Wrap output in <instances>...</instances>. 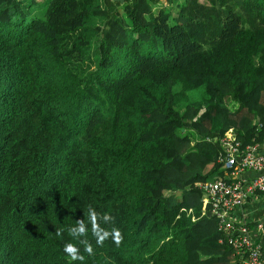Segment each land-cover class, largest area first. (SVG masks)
I'll use <instances>...</instances> for the list:
<instances>
[{
    "label": "trees",
    "instance_id": "obj_1",
    "mask_svg": "<svg viewBox=\"0 0 264 264\" xmlns=\"http://www.w3.org/2000/svg\"><path fill=\"white\" fill-rule=\"evenodd\" d=\"M229 129L264 143V0H0V264H237L196 185Z\"/></svg>",
    "mask_w": 264,
    "mask_h": 264
},
{
    "label": "built area",
    "instance_id": "obj_2",
    "mask_svg": "<svg viewBox=\"0 0 264 264\" xmlns=\"http://www.w3.org/2000/svg\"><path fill=\"white\" fill-rule=\"evenodd\" d=\"M216 156L222 166L221 177L196 184L204 207L216 218L225 243L239 258L237 264H264L259 235L264 231V218L254 216L250 207L257 196L264 200V144L254 143L239 148L235 135L219 139Z\"/></svg>",
    "mask_w": 264,
    "mask_h": 264
},
{
    "label": "clouds",
    "instance_id": "obj_3",
    "mask_svg": "<svg viewBox=\"0 0 264 264\" xmlns=\"http://www.w3.org/2000/svg\"><path fill=\"white\" fill-rule=\"evenodd\" d=\"M228 133L234 134L232 132V130L229 129L226 132H224L223 135L228 134ZM257 143H260V142H257ZM252 144H254V143H252ZM261 144H264V143H261ZM260 149L263 150L264 148L260 147ZM222 175H223V173H222ZM200 200H201L200 213L203 214L206 209L208 210V206L206 205L203 209L202 197ZM250 209L254 210L253 211L254 216H258L261 213L262 214L261 217L264 218V200L262 201L261 197L257 196L253 199V203H252V206L250 207ZM209 214H210V212H209ZM211 216H213V215H211ZM88 219H89L91 226H92V234L96 238V243L98 246H102L104 241H106L110 237L112 238L114 244L120 245L122 243L123 235H122L119 228L112 227L111 229H105V228L100 227L101 221H103L104 223H113L114 224V217L110 213H104L103 215H101V214L97 213L91 205H89L88 206ZM215 220H216V218H215ZM216 224H217V222H216ZM62 232H63V229H58L56 231V235L60 236ZM68 232H69V235H71L73 238L78 239V242L80 244L84 245V252L87 253L88 256H93L95 254L92 244L86 238L85 239H79L80 237H87V235H88V228L82 219H78L76 221L75 226L70 227L68 229ZM63 252L69 257L70 261L79 260L81 262V264H84L85 256L80 254V250L76 244L71 243V242L66 243L63 247Z\"/></svg>",
    "mask_w": 264,
    "mask_h": 264
},
{
    "label": "rangeland",
    "instance_id": "obj_4",
    "mask_svg": "<svg viewBox=\"0 0 264 264\" xmlns=\"http://www.w3.org/2000/svg\"><path fill=\"white\" fill-rule=\"evenodd\" d=\"M119 1H120V0H119ZM40 5H41V4H40ZM40 5H38V7L36 8V11H40V10H41ZM162 5H165V3L162 2ZM158 7H159V6H158ZM158 7H156L153 11L155 12V11L157 10ZM92 67H93V65H90V66H89V68H92ZM203 209H204V203H203Z\"/></svg>",
    "mask_w": 264,
    "mask_h": 264
}]
</instances>
